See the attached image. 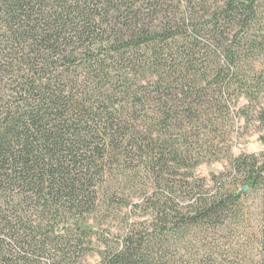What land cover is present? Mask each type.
<instances>
[{"label": "trees", "instance_id": "trees-1", "mask_svg": "<svg viewBox=\"0 0 264 264\" xmlns=\"http://www.w3.org/2000/svg\"><path fill=\"white\" fill-rule=\"evenodd\" d=\"M259 58L264 0H0V264H264V152L228 151Z\"/></svg>", "mask_w": 264, "mask_h": 264}, {"label": "rangeland", "instance_id": "rangeland-1", "mask_svg": "<svg viewBox=\"0 0 264 264\" xmlns=\"http://www.w3.org/2000/svg\"><path fill=\"white\" fill-rule=\"evenodd\" d=\"M258 60L259 61L257 63L260 64L264 58H259ZM245 103L246 101L241 100V104ZM261 109H264V93L260 95V98L256 103L251 105V108L249 109L251 113V119L249 121H247L244 115L235 117L236 126L232 128L229 135V157L233 158L242 154H259L264 152V143L261 141V136L264 134V125H262L257 118L258 112ZM219 134V136L214 135V139L216 141H220V147L222 148V151H225L226 148L223 146L224 142H222V134ZM204 155L206 158L212 157L210 153H204ZM230 171L231 164L229 158H223L212 163L205 162L194 170V175L198 180L197 186H203L205 189H212L214 187L213 176L223 175L222 181L225 182L229 189L233 190L235 189L233 184L235 183V180L232 179L231 175H229ZM144 183H147L146 179L144 180ZM241 186V183H239L238 189H240ZM119 191L122 192V195H118V197L115 199L116 203H114V208L104 212L101 218L98 220L100 221V224L107 227V230L109 231H106L107 235L114 239H118L121 231H123L125 228V223L127 221L130 222L134 220H143V218L138 216L139 214L137 215L132 213L129 206H124L122 207V210H119L120 198H126V194L128 193H126V186L121 188ZM259 203V194L256 192H250L245 203V207L249 209L246 213V221H251L253 228L249 227L247 230V232L249 231L248 233L253 231L257 221H259ZM99 260L100 256L97 252L88 256L86 259L88 264H96L99 262Z\"/></svg>", "mask_w": 264, "mask_h": 264}]
</instances>
